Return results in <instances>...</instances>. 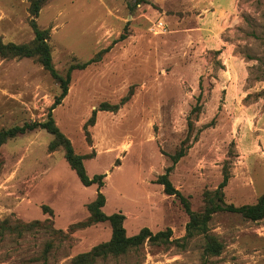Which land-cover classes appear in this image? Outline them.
Listing matches in <instances>:
<instances>
[{"label":"rangeland","instance_id":"rangeland-1","mask_svg":"<svg viewBox=\"0 0 264 264\" xmlns=\"http://www.w3.org/2000/svg\"><path fill=\"white\" fill-rule=\"evenodd\" d=\"M29 4L0 0V39L30 42L34 19L48 29L60 74L95 59L70 71L68 92L51 113L86 155L87 174H105L103 211L122 212L127 235L144 226L185 235L187 213L155 182L179 150L168 176L192 210H202L224 173L226 204H251L264 193V0H46L37 16ZM59 93L36 59L0 56V130L45 120ZM126 95L116 111L97 110L88 123L100 103ZM51 139L35 128L0 147V221L50 218L64 234L6 231L0 264H71L110 238L108 222L67 232L87 218L97 185H82L63 150L48 149ZM208 227L223 244L219 255L204 257L196 235L182 245L145 241L98 264H264V219L218 211Z\"/></svg>","mask_w":264,"mask_h":264},{"label":"trees","instance_id":"trees-1","mask_svg":"<svg viewBox=\"0 0 264 264\" xmlns=\"http://www.w3.org/2000/svg\"><path fill=\"white\" fill-rule=\"evenodd\" d=\"M46 0H30L29 10L32 15H38L41 6ZM31 25L34 30V38L30 42L15 43L12 41L2 42L0 39V56L2 57H28L34 58L37 62L49 72V74L56 80L60 87V93L52 104L47 113V117L43 121H31L25 122L21 125H13L8 128L0 130V147L5 141L10 138L23 134L26 131L33 130L35 128L45 129L52 135V139L48 145L50 151H54L61 148L64 153V159L68 166L76 173L81 184L84 186H90L92 184L97 185L96 195L93 200L86 204L88 216L85 220L71 224L67 232H73L76 228L86 227L93 223L108 222L111 228L110 238L104 242H100L94 245L91 249L85 252H80L71 258V264H98L99 261H105L106 259L113 257L117 258L128 254L131 251H138L140 246L145 242L150 244H180V240H187L193 236L200 235L203 239V256L211 257L219 255L223 249L222 242L212 233L209 232L208 223L213 213L218 211H227L230 213L240 214L243 218L252 221L264 219V193H262L251 204L233 205L226 204L224 202V187L227 185L229 175L223 174L221 182L218 187L213 191H206L204 194V206L202 210L195 211L190 208L188 199L176 189L169 179V172L172 165L184 154V150L177 151L171 156L172 165L168 166L164 173L160 174L156 183L163 185V191L168 195H174L179 199L184 211L188 215V221L185 225V235L181 238L172 239V231L169 227L153 232L150 228L144 226L139 231L132 235H127L124 227L125 215L118 211L107 214L103 211L105 204V195L101 191V187L104 185V173H96L89 176L86 172L83 160L86 155L78 154L74 151L72 143L68 137L59 129L52 116L51 110L61 102L63 97L67 94L70 83V71L74 68H85L88 64L95 61L94 58H90L87 61L74 64L69 67L65 75L60 74L53 65L51 49L47 42L48 29H40L37 27L35 20H31ZM129 99L126 95L121 98L119 103L109 104L102 102L99 106L92 110L91 116L88 120L89 124H93L95 121V115L97 110H110L116 111L122 104ZM86 134L88 135L87 131ZM46 212L51 216L53 210L49 206L43 207ZM42 227L51 230L52 233H63L61 229H54L53 221L50 218H46L43 221H22L19 219L14 222L5 219L0 221V237L7 232H16L17 235H22L25 232ZM64 234V233H63ZM50 243H47L45 248L48 251ZM45 252L43 256H46Z\"/></svg>","mask_w":264,"mask_h":264},{"label":"built area","instance_id":"built-area-1","mask_svg":"<svg viewBox=\"0 0 264 264\" xmlns=\"http://www.w3.org/2000/svg\"><path fill=\"white\" fill-rule=\"evenodd\" d=\"M157 26H158V27H163V23H162L161 20L158 21Z\"/></svg>","mask_w":264,"mask_h":264}]
</instances>
